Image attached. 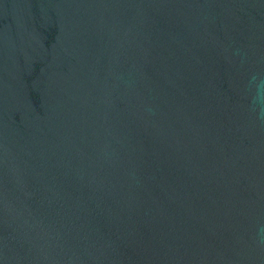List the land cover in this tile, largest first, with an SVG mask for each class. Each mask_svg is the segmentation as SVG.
<instances>
[{
    "label": "water",
    "instance_id": "water-1",
    "mask_svg": "<svg viewBox=\"0 0 264 264\" xmlns=\"http://www.w3.org/2000/svg\"><path fill=\"white\" fill-rule=\"evenodd\" d=\"M0 264H264V0H0Z\"/></svg>",
    "mask_w": 264,
    "mask_h": 264
}]
</instances>
